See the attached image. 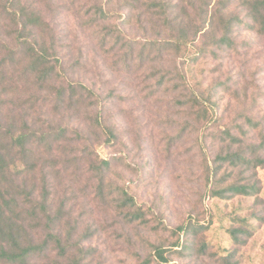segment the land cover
I'll list each match as a JSON object with an SVG mask.
<instances>
[{
    "label": "rangeland",
    "instance_id": "1",
    "mask_svg": "<svg viewBox=\"0 0 264 264\" xmlns=\"http://www.w3.org/2000/svg\"><path fill=\"white\" fill-rule=\"evenodd\" d=\"M35 2L48 26L44 35L47 48L68 68L58 82L40 83L37 73L27 67L29 55L24 46L14 40L8 48L0 46V118L7 125L11 117L17 126L24 120L39 134L53 127H63L65 133L56 136L51 146H42L35 153L31 164L36 180L28 176L26 166L16 157L17 169L13 172L16 176L6 173L0 176V184L5 193L18 200L22 199V189L17 187L22 182H34L40 191L49 189L53 211L65 215L57 228L63 227L67 232L64 224H68L74 236L65 258H56L58 250L52 242L45 254L33 255L28 264H53V258L58 264H142L154 256L153 246L169 245L173 232L186 226L190 219L203 226L197 235H190L195 249L170 256L168 264H223L224 259L232 264H264V168L257 170L261 188L257 196L230 199L213 196L205 164L214 158L218 147L214 150L210 139L205 142L199 137L198 127L173 104V97L163 91L149 95L152 91L149 87L153 88L156 82L147 79L152 70L150 65L138 67L132 73L124 71L119 62L121 53L115 50L107 55L90 31L82 27L77 9L82 6L84 13L96 0ZM138 7L139 12L134 13L145 12L142 5ZM234 7L238 10L237 5ZM116 9L118 15L112 22L130 39H164L161 23L155 26L150 21L157 18L155 13L141 14L133 23L126 24L125 15L130 8ZM1 34L4 36L3 31ZM236 36L238 53L228 56L218 50L219 58L210 55L201 60L199 80L205 88L220 86L222 82L237 89L247 86L249 96L258 102L253 105L251 98L245 99L241 92L239 100L223 94L218 110L224 116L211 129L215 132L231 125L244 107L252 105L258 118L264 116V36L246 28H239ZM73 81L110 96L105 119L119 133L116 146L107 145L103 130L92 125L100 105L93 107L86 101L70 106L68 95L63 101L57 99V90L61 87L68 90ZM229 108L233 110L230 112ZM240 120H244L243 116ZM76 131L83 136L78 138ZM102 161L112 165L108 172L113 182L112 191H108L113 192L110 197L116 196L119 189L131 190L150 221L147 230L129 228L116 207L117 202L95 195L96 168L102 166ZM25 177L27 181L23 180ZM73 195L78 199L63 202ZM237 230H245L244 234L238 233V240L232 237ZM48 233L45 223L32 221L22 234L36 244L48 238ZM180 238L183 241V234ZM203 245L205 250L201 252L199 248Z\"/></svg>",
    "mask_w": 264,
    "mask_h": 264
},
{
    "label": "trees",
    "instance_id": "2",
    "mask_svg": "<svg viewBox=\"0 0 264 264\" xmlns=\"http://www.w3.org/2000/svg\"><path fill=\"white\" fill-rule=\"evenodd\" d=\"M138 5H142L145 12L134 13L139 12L136 10L139 9ZM235 5L238 10H235ZM116 7L121 10L130 8L125 15L126 24L133 23L141 14L144 16L145 13H155L157 18L150 21L155 26L158 22L161 23L164 39H130L120 26L112 22L118 15ZM81 10L82 6L77 9L76 16L80 18L82 27L90 31L91 36L98 41L99 47L107 55L115 50L121 53L119 62L128 73L136 72L138 67L141 69L150 65L152 70L147 79H156V82L153 88L149 87L152 90L149 95L155 96L163 91L173 97V104L182 109L185 117L193 120V124L198 127L199 137L205 142L210 139L214 150L218 147L219 151L214 158L205 164L211 194L220 199L257 196L261 189L257 170L264 168V116L258 118L251 105L248 109L244 107L237 117L239 120L235 118L231 125L216 132L211 129L223 120L224 112L218 110V101L223 98V94L232 95L239 100L241 92L245 99L251 98L253 105H257L258 100L249 96V88L244 85L237 89L228 82H222L220 86L205 88L202 80H199L198 65L210 55L219 58L218 50L228 56L238 53L236 35L239 28H246L264 36V0H96L84 13ZM120 20L123 21L124 18ZM46 28L48 26L36 8L35 0H0V46L8 48L12 40L24 46L29 55L28 69L31 68L30 70L37 73L38 82L52 85L54 81L58 82V78H61V74L68 67L47 48L44 40ZM8 52L14 54L10 49ZM8 57L13 58L10 55ZM165 68V71L162 70ZM68 90L59 88L57 99L63 101V97L68 95L70 106L86 101L93 107L100 105L92 125L103 130L107 145L116 146L120 140L119 133L105 119L110 96H105L82 82H71ZM246 101L244 100V104ZM232 110L229 108L230 112ZM242 116L244 120H240ZM64 133L63 127H53L49 132L39 134L24 120L21 126H17L11 117L7 125L0 118V176L6 173L16 176L13 172L17 169L16 157H19L20 162L26 166L28 176L36 180L31 164L35 153L42 146H51L54 138ZM76 135L78 138L83 136L81 131H76ZM4 140L6 146H3ZM3 150L6 151L5 154ZM111 166V162L102 161V166L96 168L98 184L94 189L95 195L100 199L109 197V202H117L116 207L129 228L147 230L150 221L146 218V212L137 205L131 190L119 189L116 196L110 197L113 193L108 192L113 188V182L108 178ZM23 180L27 181V178ZM17 188L22 189L21 200L11 193H5L0 184V220L3 224L0 228V262L28 264L33 255L45 254L52 242L58 250L56 258H65L71 248L74 230L68 229L69 225L64 223L67 232H64L63 227L57 228L65 215L60 211H53L49 189L40 191L34 182L28 184V181L22 182ZM77 199L73 195L71 199L63 202ZM32 221L45 223V229L49 231L48 238L35 244L30 238L23 237L26 225ZM202 227L190 219L186 226L173 232V242L169 245L153 246L154 256L142 264H168L170 256L192 252L195 241L190 235H197ZM152 228L154 230V226ZM239 232L242 231H233L232 237L240 239ZM204 250L205 245L199 248L201 252ZM52 263L58 264V260L53 258ZM223 264L232 262L224 259Z\"/></svg>",
    "mask_w": 264,
    "mask_h": 264
}]
</instances>
